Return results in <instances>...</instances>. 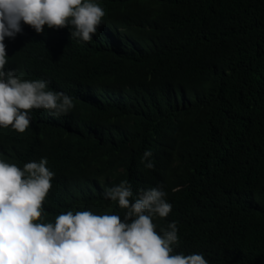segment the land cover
Returning a JSON list of instances; mask_svg holds the SVG:
<instances>
[{"label": "trees", "instance_id": "obj_1", "mask_svg": "<svg viewBox=\"0 0 264 264\" xmlns=\"http://www.w3.org/2000/svg\"><path fill=\"white\" fill-rule=\"evenodd\" d=\"M99 1L121 29L109 64L106 49L99 69L92 49L36 46L28 66L82 100L68 126L36 120L21 138L1 128L9 161L49 158L60 214L122 210L103 193L124 180L133 199L163 186L172 211L153 222L176 223L173 253L264 264V0Z\"/></svg>", "mask_w": 264, "mask_h": 264}, {"label": "clouds", "instance_id": "obj_2", "mask_svg": "<svg viewBox=\"0 0 264 264\" xmlns=\"http://www.w3.org/2000/svg\"><path fill=\"white\" fill-rule=\"evenodd\" d=\"M120 31L110 27L99 0H0V129L21 138L36 120L62 128L78 112L81 95L28 66L36 46L54 52L92 49L91 62L99 68L103 49L109 64ZM98 76L100 70L94 87ZM152 155L146 150L142 157L150 170ZM48 159L12 162L0 146V264H209L202 254L173 253L179 245L175 222L157 232L153 217L166 218L172 211L163 186L141 190L133 199L124 180L103 193L122 210L94 214L71 203L60 214L48 197L59 182Z\"/></svg>", "mask_w": 264, "mask_h": 264}, {"label": "bare ground", "instance_id": "obj_3", "mask_svg": "<svg viewBox=\"0 0 264 264\" xmlns=\"http://www.w3.org/2000/svg\"><path fill=\"white\" fill-rule=\"evenodd\" d=\"M118 7H119V6H118ZM109 22H110V21H109ZM109 24H110V23H109ZM112 26H113V25H112ZM104 50H105V49H104ZM20 60H22V59H20ZM97 89H98V88H97ZM36 127H37V126H36ZM59 127H60V126H59ZM34 128H35V127H34ZM0 131H2V130H0ZM86 131H87V129H86ZM2 132H3V131H2ZM2 132H1V133H2ZM5 132H6V131H5ZM6 133H7V132H6ZM154 136H155V135H154ZM154 136H153V137H154ZM147 140H149V138H148ZM86 143H87V142H86ZM90 147H91V146L89 145L88 148L90 149ZM86 149H87V148H86ZM94 149H95V148H94ZM87 151H88V150H87ZM98 151H99V150H98ZM81 152H82V151H81ZM94 152H95V151H94ZM92 153H93V152H90V154H92ZM95 153H97V152H95ZM84 154H86V153H84ZM87 154L89 155L88 152H87ZM87 154H86V155H87ZM93 154H94V153H93ZM93 154H92V155H93ZM81 155H82V154H81ZM89 156L91 157V155H89ZM89 156H88V157H89ZM81 157H82V156H81ZM79 158H80V157H79ZM84 160H85V159H84ZM89 161H90V160H89ZM78 163H79V162H78Z\"/></svg>", "mask_w": 264, "mask_h": 264}]
</instances>
